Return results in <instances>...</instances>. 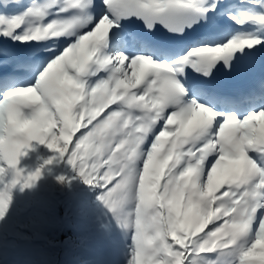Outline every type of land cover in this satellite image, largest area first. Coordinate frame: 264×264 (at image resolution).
<instances>
[{
    "label": "snow or ice",
    "instance_id": "obj_1",
    "mask_svg": "<svg viewBox=\"0 0 264 264\" xmlns=\"http://www.w3.org/2000/svg\"><path fill=\"white\" fill-rule=\"evenodd\" d=\"M0 8V160L15 170L0 222L11 189L41 176L17 167L38 141L134 229L128 264H264V81L259 92L216 86L264 62V0Z\"/></svg>",
    "mask_w": 264,
    "mask_h": 264
},
{
    "label": "rangeland",
    "instance_id": "obj_2",
    "mask_svg": "<svg viewBox=\"0 0 264 264\" xmlns=\"http://www.w3.org/2000/svg\"><path fill=\"white\" fill-rule=\"evenodd\" d=\"M27 157L33 161L25 159V156L19 169L25 175L41 169L42 174L31 187L24 188L21 183L11 189L10 211L0 222L4 229L0 233L3 253L0 264H128L130 256L127 257L125 249L122 251L119 238L132 229L122 228L113 213L103 205L97 194L99 187L85 183L78 170L67 159H60L47 145L42 153L37 151ZM53 157L56 159L49 165V170L57 177L49 178L50 172L44 173L40 159ZM28 166L31 168L27 171ZM4 168L8 169V166ZM13 175V169H8L0 188L9 183ZM66 185L73 186V189L62 195L68 188ZM40 196L42 199H39ZM37 203H41L46 211L37 208ZM58 204L60 213L57 212ZM52 213L57 217L52 219ZM24 224L33 228L30 237L27 232H22ZM34 232H40L45 238L32 245L31 236L39 238ZM20 236L28 240L22 238L16 241ZM62 239H68L63 256L54 249L56 245H61ZM7 242L8 248L4 247ZM14 246L16 248L11 250Z\"/></svg>",
    "mask_w": 264,
    "mask_h": 264
},
{
    "label": "clouds",
    "instance_id": "obj_3",
    "mask_svg": "<svg viewBox=\"0 0 264 264\" xmlns=\"http://www.w3.org/2000/svg\"><path fill=\"white\" fill-rule=\"evenodd\" d=\"M50 149V148H49ZM50 150H52V149H50ZM53 151V150H52ZM25 155H27V153L25 154ZM24 155V156H25ZM20 162V161H19ZM21 171H23L22 169H20ZM40 171H41V174H42V170L41 169H39ZM128 221H129V215H128V213H125V215L122 217V222L125 224V225H127V223H128Z\"/></svg>",
    "mask_w": 264,
    "mask_h": 264
},
{
    "label": "bare ground",
    "instance_id": "obj_4",
    "mask_svg": "<svg viewBox=\"0 0 264 264\" xmlns=\"http://www.w3.org/2000/svg\"><path fill=\"white\" fill-rule=\"evenodd\" d=\"M115 182V181H114ZM101 192H99V194H100ZM212 227V225L209 227V228H211Z\"/></svg>",
    "mask_w": 264,
    "mask_h": 264
}]
</instances>
